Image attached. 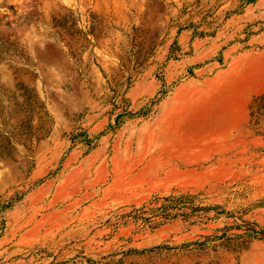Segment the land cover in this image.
<instances>
[{"label":"rangeland","instance_id":"374dc122","mask_svg":"<svg viewBox=\"0 0 264 264\" xmlns=\"http://www.w3.org/2000/svg\"><path fill=\"white\" fill-rule=\"evenodd\" d=\"M0 264H264V0H0Z\"/></svg>","mask_w":264,"mask_h":264}]
</instances>
